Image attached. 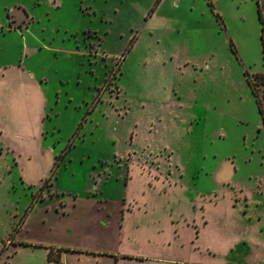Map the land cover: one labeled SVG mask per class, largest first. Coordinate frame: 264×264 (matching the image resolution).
Returning <instances> with one entry per match:
<instances>
[{
	"label": "rangeland",
	"instance_id": "rangeland-1",
	"mask_svg": "<svg viewBox=\"0 0 264 264\" xmlns=\"http://www.w3.org/2000/svg\"><path fill=\"white\" fill-rule=\"evenodd\" d=\"M17 7L32 20L12 27ZM263 37L264 0H0V264L30 254L9 247L29 208L26 236L55 229L77 244L116 245L118 221L103 224L102 199L115 214L118 202L142 198L146 164L182 184L151 180L159 187L147 212L133 216L137 246L168 213L177 222L203 194L222 196L224 181L236 194L222 199L236 205L226 234L247 230L242 190L254 194L253 219L264 207V127L244 73L264 109ZM135 159L146 171L131 186ZM228 166L235 171L220 182ZM53 169V186H42Z\"/></svg>",
	"mask_w": 264,
	"mask_h": 264
},
{
	"label": "crops",
	"instance_id": "crops-1",
	"mask_svg": "<svg viewBox=\"0 0 264 264\" xmlns=\"http://www.w3.org/2000/svg\"><path fill=\"white\" fill-rule=\"evenodd\" d=\"M31 20L29 22H31ZM29 22H23L20 27L24 23L28 24ZM262 39L264 40V37ZM256 72L260 71H255L254 73ZM250 73L246 70L244 73V79L258 110L259 117L261 119V126L263 128L264 121L259 110L257 97L253 93L247 78V75ZM138 162L140 163L141 161L139 159H135L134 161L129 162V165L127 166V184L131 186L134 185L133 182L135 175H143L142 172L144 171L145 173V171L148 170L146 173L148 176L142 180V198H125L124 203L121 201L118 202V204H116V210H114L115 214L110 212L112 209L109 202L111 201L109 199H102L101 204L106 205L109 210L106 211L109 219L107 218L106 222L103 224H110L109 220L112 218L111 215H115V219L118 221V230L116 229V232L113 233V236L116 237V245L112 247L105 246L106 242L101 245L95 244L91 246L77 244L76 241L74 242L70 240L71 236L68 233H58V235H56L55 229L52 230V238L46 237L42 240L37 237L32 238L31 236H26L23 233V228L27 227L29 224L31 215L28 213L21 225V229L17 233L16 241L13 245L9 246L12 247L19 245L23 250L21 251V254H27V252L30 253L27 257L24 255L26 259L22 261L21 264H35L37 257L41 258V264H45L46 261L48 264H62L64 262L63 259L69 261L70 258L81 259L82 256H89L92 258L91 261L97 264H264V260L262 258L250 253L252 246H257L256 248L260 246L264 249V207H262L261 210L255 211L256 217L253 219V208H250V204L247 202L253 198L254 194L252 192L249 193L247 190H242L245 197L244 202H246L247 205H244L240 210L244 211L246 215L249 213V218L247 219L248 221L244 224L247 230H241L239 232L240 234L238 233V237L234 238H230L226 234L225 229H228L229 227V220L236 212V205L228 208L225 206V202L228 201L231 203L232 198L236 196L235 192L232 191V188L229 186L230 183H225L224 181L225 179L230 178L235 171L234 168L229 166L228 168L224 167L222 170L220 180V182L224 181L222 182V188L220 189V191H223L222 196L215 194L213 191L214 195L209 196L207 199V195L203 194L201 196V198H203L202 201H200L199 204L194 205L195 210L191 213L188 211L187 213L182 212L181 215H183V218H180L177 222H173L172 216L174 215L172 212L168 213L167 216L169 222L166 225L164 224L163 227L158 228L154 235H151V233L143 235L142 233L140 234V236L142 235L143 238L145 237L147 239L148 243L150 241V244L146 246H137L135 243V230L140 231V223L135 224L137 219L134 220L133 216L142 212L141 210H144L143 213L146 214V206L149 204L147 194L151 186H154V184L151 183V180L153 179L157 182L161 181L162 185L163 181L170 182V177H168L159 166L156 167L146 164V170H143V166H141ZM144 183L149 184V187L144 189ZM181 184V181L171 177V182L169 183L170 187L180 186ZM158 187L159 185L154 186V188ZM171 190L172 189L169 191ZM259 192L264 195V187H261ZM51 194L54 195L53 193ZM227 198H229L227 201L222 200ZM40 199L43 200L45 197ZM238 200L242 201L241 197H239ZM95 201L98 204L100 200ZM187 201L190 202V200ZM262 201H264V199L259 200L258 205H260ZM62 202L63 201L60 203ZM158 204L163 207L162 203ZM150 207L153 208V205ZM139 216L141 215H138V217ZM131 219L134 220L133 223L131 222ZM139 220L143 221L142 218H139ZM134 224L136 226H134ZM252 230L254 233H252ZM161 231H163V233ZM84 241H91V238L90 240L85 238ZM113 242L114 241H110L112 244ZM122 242L125 243V246H121ZM19 243H26L28 245H20ZM49 248H53L55 250L66 248L69 250L62 252L60 261H55L48 259ZM18 254H20L19 251L17 252V255ZM231 258L233 260H231ZM11 259L9 262H6V264H13Z\"/></svg>",
	"mask_w": 264,
	"mask_h": 264
},
{
	"label": "trees",
	"instance_id": "trees-1",
	"mask_svg": "<svg viewBox=\"0 0 264 264\" xmlns=\"http://www.w3.org/2000/svg\"><path fill=\"white\" fill-rule=\"evenodd\" d=\"M257 77H258L259 79H260V78L263 79L264 76L261 75V74L259 73V74L257 75ZM247 78H248L249 84H250V86H251V88H252V90H253V93H254L255 96L257 97V102H258L259 110H260V112H261V114H262L263 121H264V109H263V107H262V105H261V102H260V100H259V97H258V95H257V91H256V89H255V87H254L252 81L250 80L249 75H247ZM260 81H261V80H260ZM54 175H55V171H54V169H53L52 175L44 180L42 186L52 187V186H53V176H54ZM29 212H30V208L26 211L25 217L21 220V222H20V224L18 225V227H16V228L14 229L15 232H18V231L21 229V225H22L24 219L26 218V216H27V214H28ZM21 244L28 245V244H26V243H21ZM68 250H69V249H66V248H65V249H64V248H63V249H59V250H55V249H53V248H49L48 259H49V260L60 261V260H61V257H62V252H64V251H68Z\"/></svg>",
	"mask_w": 264,
	"mask_h": 264
},
{
	"label": "water",
	"instance_id": "water-1",
	"mask_svg": "<svg viewBox=\"0 0 264 264\" xmlns=\"http://www.w3.org/2000/svg\"><path fill=\"white\" fill-rule=\"evenodd\" d=\"M18 13H19V15L21 14L22 18L26 19V21L21 20L19 23L14 24V25H13L14 27H20V25H21L23 22H29V21L31 20V18H29V16L27 15V13H26L22 8H20V7H17V8L14 10V12L12 13V15H13V14H17V15H18ZM19 15H18V16H19Z\"/></svg>",
	"mask_w": 264,
	"mask_h": 264
},
{
	"label": "flooded vegetation",
	"instance_id": "flooded-vegetation-1",
	"mask_svg": "<svg viewBox=\"0 0 264 264\" xmlns=\"http://www.w3.org/2000/svg\"><path fill=\"white\" fill-rule=\"evenodd\" d=\"M18 15H19V13H18ZM18 15L17 14H13L11 16L13 18L12 27H14L13 25L19 23L21 20L26 21V19L22 18L21 14L19 16Z\"/></svg>",
	"mask_w": 264,
	"mask_h": 264
}]
</instances>
